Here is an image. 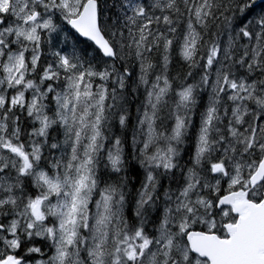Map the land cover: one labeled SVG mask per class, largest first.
<instances>
[{"label":"snow or ice","instance_id":"6c2138e0","mask_svg":"<svg viewBox=\"0 0 264 264\" xmlns=\"http://www.w3.org/2000/svg\"><path fill=\"white\" fill-rule=\"evenodd\" d=\"M0 264H264V0H0Z\"/></svg>","mask_w":264,"mask_h":264}]
</instances>
